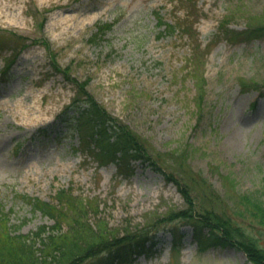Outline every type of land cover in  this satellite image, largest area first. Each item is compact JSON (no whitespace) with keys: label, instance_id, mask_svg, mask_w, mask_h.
Returning a JSON list of instances; mask_svg holds the SVG:
<instances>
[{"label":"rangeland","instance_id":"rangeland-1","mask_svg":"<svg viewBox=\"0 0 264 264\" xmlns=\"http://www.w3.org/2000/svg\"><path fill=\"white\" fill-rule=\"evenodd\" d=\"M157 15L187 32L161 33ZM2 32L22 37L0 39V77L11 76L0 81V218L18 234L55 224L64 233L63 220L115 236L144 228L185 207L183 170L200 185L197 202L264 245V227L239 203L264 202V0H0ZM75 99L82 109L96 102L144 146L146 157L128 160L131 177L100 165L89 135L81 142L76 124L62 122ZM108 128L111 142L121 137ZM60 192L76 201L60 223L20 200L57 208ZM31 243L38 256L44 242ZM212 245L200 250L187 233L172 247L159 233L115 264H250Z\"/></svg>","mask_w":264,"mask_h":264},{"label":"trees","instance_id":"trees-1","mask_svg":"<svg viewBox=\"0 0 264 264\" xmlns=\"http://www.w3.org/2000/svg\"><path fill=\"white\" fill-rule=\"evenodd\" d=\"M157 18L158 24H160L161 19L158 15ZM163 25L165 28L161 30L162 32L166 30L174 33L178 28L183 34L188 30V27L181 24L174 26L166 23ZM158 26L161 27V24ZM194 35L196 34L188 33L190 38ZM77 100L79 99L75 101ZM89 101V109L84 110L82 114H90L96 125L90 127L89 121H87L88 126L85 123L80 125L87 129V135L90 138L89 144L93 143L99 150L95 158L100 165L117 163L119 166L118 175L130 177L132 170L129 169L128 160L146 157L144 146L132 136L131 131L126 127H123L121 137L111 142L110 136L105 131L107 116L96 102L91 99ZM76 119L80 122L78 118ZM94 128L98 132L91 133ZM149 159L150 165H156L155 161ZM173 166H178V164L175 163ZM154 167L161 171L159 166ZM178 167L181 169V166ZM180 173L178 174L182 176L183 180L186 178L191 181V184L183 183L178 187V191L185 199V207L178 211L168 210L163 217L159 216L160 219L155 218L146 227L133 231L125 230L121 236L109 233L107 231L109 229L102 226V224L100 230L93 232L89 228L88 222L87 224L82 221L66 223L65 220L63 221L68 228L64 233L55 224L54 227L50 228L39 226L31 235H23L18 234L17 228L4 217L0 218V264H113L115 261L127 260L129 255L143 251L144 244L151 242L159 233L172 235V243L175 244L176 240L182 236L181 233L184 227L191 228L193 239L196 241L215 240L217 244L233 246L243 251L251 264H264V245L256 237L248 234L242 223L236 221L233 215L226 212H216L213 206H208V202H197V197L193 193L196 191V187L200 185H195L196 182L191 180L187 171L181 170ZM170 180L172 179L170 178ZM203 193L205 192L200 194ZM58 198L60 201L65 198L62 192L58 194ZM20 200L23 203L27 201V204L31 206V212L39 211L43 216H48V218L54 220L55 223L61 222L57 218L59 214L62 215L63 213L66 218H69V214L73 215L75 208L71 205L76 202L74 199L67 197V200H62L56 208L48 204L40 206V200L35 198L23 199L21 197ZM239 203L245 206L246 212L261 227H264V202L250 201L244 195L240 196ZM65 206L66 208L70 206L68 211ZM86 227L88 228L86 229ZM87 230H91V232ZM36 238L44 242L42 249L40 247L38 249L40 252L38 256H36L31 243Z\"/></svg>","mask_w":264,"mask_h":264},{"label":"bare ground","instance_id":"bare-ground-1","mask_svg":"<svg viewBox=\"0 0 264 264\" xmlns=\"http://www.w3.org/2000/svg\"><path fill=\"white\" fill-rule=\"evenodd\" d=\"M6 74H7L8 77H11V76L9 75V71H7Z\"/></svg>","mask_w":264,"mask_h":264}]
</instances>
